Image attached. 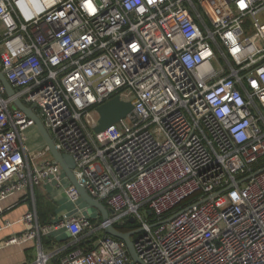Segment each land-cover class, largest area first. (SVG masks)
Returning <instances> with one entry per match:
<instances>
[{"label":"built area","instance_id":"2783aa9c","mask_svg":"<svg viewBox=\"0 0 264 264\" xmlns=\"http://www.w3.org/2000/svg\"><path fill=\"white\" fill-rule=\"evenodd\" d=\"M263 11L264 0H0V70L15 90L0 81V218L9 197L44 186L74 209L49 222L27 212L0 249L38 239L31 264H141L104 232L133 217L144 264H264ZM115 96L134 109L95 133L92 112ZM16 98L107 221L80 204ZM13 225L0 219V233ZM61 229L69 242L45 251Z\"/></svg>","mask_w":264,"mask_h":264},{"label":"crops","instance_id":"0c3cea01","mask_svg":"<svg viewBox=\"0 0 264 264\" xmlns=\"http://www.w3.org/2000/svg\"><path fill=\"white\" fill-rule=\"evenodd\" d=\"M30 132L34 134L32 130ZM36 143L40 146H43L44 144L40 139L36 140L35 138H32L31 144L36 145ZM2 206L6 211L4 217L0 219H8L11 222H14V225L0 233V241L4 240L12 233H17L23 230V225L19 220L29 211H36L41 222L56 220L64 215H69L74 211L72 205L68 202L64 190L51 186H44L42 188L17 193L5 200L2 203ZM93 218L102 221L99 213L97 214V217ZM69 240L70 236L66 229L57 230L51 236L42 238L44 249L47 252H51L54 249L56 250L68 243ZM38 243L39 240L36 239L20 245L14 244L4 246L0 249V264L33 263L38 255ZM56 262V258L52 260V264H55Z\"/></svg>","mask_w":264,"mask_h":264},{"label":"water","instance_id":"95a60500","mask_svg":"<svg viewBox=\"0 0 264 264\" xmlns=\"http://www.w3.org/2000/svg\"><path fill=\"white\" fill-rule=\"evenodd\" d=\"M0 81L5 86L7 95L10 97L14 96L15 90L7 80L5 73L2 70H0ZM14 104L35 121L43 138L45 139L47 146L49 147L52 157L61 165L65 175L69 179V183H72L78 189L82 200L87 203L88 206L93 207L98 211L102 221H107L110 215L107 206L100 199L93 198L87 192L86 188L78 183L72 171L75 167L74 158L69 154L61 153L56 148L53 139L45 129L41 119L31 107L26 106L20 99L17 98L14 99ZM133 109L134 105L131 101H124L119 96H115L112 99L99 105L92 112V116L88 121L93 131L95 133H100L113 124L119 122L121 119L127 117ZM257 172H255L253 175H255ZM128 222L134 223L135 219L131 217ZM124 223L125 222H123L122 225H124ZM104 232L105 234L112 235L125 241L133 260L144 264L143 261L139 258V255L134 247V242L132 240V235L134 234V232H123L112 225L106 226Z\"/></svg>","mask_w":264,"mask_h":264},{"label":"trees","instance_id":"16d2710c","mask_svg":"<svg viewBox=\"0 0 264 264\" xmlns=\"http://www.w3.org/2000/svg\"><path fill=\"white\" fill-rule=\"evenodd\" d=\"M118 228L121 231L127 232V231H132V230L139 228V224H137V222L130 223V222L126 221V223L124 225L118 226Z\"/></svg>","mask_w":264,"mask_h":264},{"label":"rangeland","instance_id":"374dc122","mask_svg":"<svg viewBox=\"0 0 264 264\" xmlns=\"http://www.w3.org/2000/svg\"><path fill=\"white\" fill-rule=\"evenodd\" d=\"M259 19H260L261 23H264V11L259 14ZM80 204L83 207L88 206L87 203H85L83 200L80 201ZM89 208H90V212L92 213L93 217H97L98 211L95 208H93V207L89 206Z\"/></svg>","mask_w":264,"mask_h":264}]
</instances>
